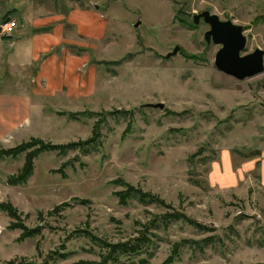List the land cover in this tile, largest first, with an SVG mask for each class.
I'll list each match as a JSON object with an SVG mask.
<instances>
[{
  "label": "rangeland",
  "instance_id": "obj_1",
  "mask_svg": "<svg viewBox=\"0 0 264 264\" xmlns=\"http://www.w3.org/2000/svg\"><path fill=\"white\" fill-rule=\"evenodd\" d=\"M80 1L99 8L77 73L92 91L44 101L49 130L0 146H56L0 158V264H264V72H220L185 13L242 26L247 54L264 50V0Z\"/></svg>",
  "mask_w": 264,
  "mask_h": 264
},
{
  "label": "crops",
  "instance_id": "obj_2",
  "mask_svg": "<svg viewBox=\"0 0 264 264\" xmlns=\"http://www.w3.org/2000/svg\"><path fill=\"white\" fill-rule=\"evenodd\" d=\"M58 3L0 0V19L8 16V20L18 23L12 37L0 35V146L49 130L50 116L44 101L58 97L80 99L92 91L81 84L77 73L85 66H93L90 56L81 52L85 50V40H99V15L94 12L99 8L96 3L85 5L80 0H70L71 11L65 14ZM88 25L94 29H88ZM105 27L101 24V28Z\"/></svg>",
  "mask_w": 264,
  "mask_h": 264
},
{
  "label": "water",
  "instance_id": "obj_3",
  "mask_svg": "<svg viewBox=\"0 0 264 264\" xmlns=\"http://www.w3.org/2000/svg\"><path fill=\"white\" fill-rule=\"evenodd\" d=\"M186 15L191 17L195 24L203 19L209 26V30L204 35L206 42H213L221 46L214 60V65L220 72L240 81L264 72V50L255 49L251 53H243L246 49L247 38L242 26L234 24L231 20H220L217 15L211 14L209 11H203L200 14L187 12ZM139 25L140 22L135 27ZM179 50L180 47L176 46L166 57L175 56ZM148 105L160 109L164 108L162 103Z\"/></svg>",
  "mask_w": 264,
  "mask_h": 264
},
{
  "label": "trees",
  "instance_id": "obj_4",
  "mask_svg": "<svg viewBox=\"0 0 264 264\" xmlns=\"http://www.w3.org/2000/svg\"><path fill=\"white\" fill-rule=\"evenodd\" d=\"M8 20V18H5L3 21H7ZM116 63L117 64H120L121 63V60L120 61H116ZM36 143H38V145H39V148H38V151H36V152H33L34 153V155L35 154H38V153H40V152H42L41 150H44V149H46V151H48V150H50V149H52L51 147H56V146H49V145H47V144H43L41 141H39L38 139H34V138H32L29 142H26V143H22V144H20V145H18V146H16V147H14V148H11V149H7V150H5V149H1L0 150V158L2 157V156H17V155H19L20 153H23V152H25L26 150H28V147L30 146V145H34V144H36ZM34 155L32 156V155H28L27 156V159H26V162H25V166H24V168H23V170L21 171V173H19V175L16 177V180H11V183L12 184H17V183H25L26 182V180L28 179V177L32 174V172H33V165H32V159H33V157H34ZM122 199H124V197L122 198ZM145 201V200H144ZM138 242H140V241H138ZM130 248L132 247V246H129Z\"/></svg>",
  "mask_w": 264,
  "mask_h": 264
},
{
  "label": "built area",
  "instance_id": "obj_5",
  "mask_svg": "<svg viewBox=\"0 0 264 264\" xmlns=\"http://www.w3.org/2000/svg\"><path fill=\"white\" fill-rule=\"evenodd\" d=\"M18 23L16 20L9 19L0 23V35L2 37L10 38L17 30Z\"/></svg>",
  "mask_w": 264,
  "mask_h": 264
},
{
  "label": "flooded vegetation",
  "instance_id": "obj_6",
  "mask_svg": "<svg viewBox=\"0 0 264 264\" xmlns=\"http://www.w3.org/2000/svg\"><path fill=\"white\" fill-rule=\"evenodd\" d=\"M185 13H187V12H185ZM188 16V15H187ZM189 17V16H188ZM201 20V19H200ZM203 20V19H202Z\"/></svg>",
  "mask_w": 264,
  "mask_h": 264
}]
</instances>
